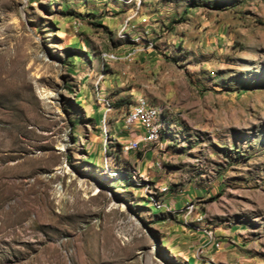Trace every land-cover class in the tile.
I'll return each instance as SVG.
<instances>
[{
	"label": "rangeland",
	"instance_id": "obj_1",
	"mask_svg": "<svg viewBox=\"0 0 264 264\" xmlns=\"http://www.w3.org/2000/svg\"><path fill=\"white\" fill-rule=\"evenodd\" d=\"M187 261L264 264V0H0V264Z\"/></svg>",
	"mask_w": 264,
	"mask_h": 264
},
{
	"label": "bare ground",
	"instance_id": "obj_2",
	"mask_svg": "<svg viewBox=\"0 0 264 264\" xmlns=\"http://www.w3.org/2000/svg\"><path fill=\"white\" fill-rule=\"evenodd\" d=\"M104 60H115L116 57L113 55H104ZM118 59V58H117ZM138 116L139 124L151 129L156 134H151V140L146 141L147 143H156L159 139V131L163 122L160 121L162 118V111L159 108L151 106L146 100L140 99L137 101L135 106L131 109V111L126 115L124 119V125L126 127H130V119L134 116ZM130 147V146H129ZM127 147V150L128 148ZM135 147L134 149H137Z\"/></svg>",
	"mask_w": 264,
	"mask_h": 264
},
{
	"label": "built area",
	"instance_id": "obj_3",
	"mask_svg": "<svg viewBox=\"0 0 264 264\" xmlns=\"http://www.w3.org/2000/svg\"><path fill=\"white\" fill-rule=\"evenodd\" d=\"M126 128L134 129L135 133H137L139 136L138 140L131 141V145L128 148V151L134 150L135 147H139L140 143L146 144V141L151 140V134H156L151 129L139 124V119L137 115L130 119V127Z\"/></svg>",
	"mask_w": 264,
	"mask_h": 264
},
{
	"label": "crops",
	"instance_id": "obj_4",
	"mask_svg": "<svg viewBox=\"0 0 264 264\" xmlns=\"http://www.w3.org/2000/svg\"><path fill=\"white\" fill-rule=\"evenodd\" d=\"M215 258H218V259H221V258H223L224 259V261H225V257H222V256H219V257H215ZM189 264H190V261H187Z\"/></svg>",
	"mask_w": 264,
	"mask_h": 264
},
{
	"label": "trees",
	"instance_id": "obj_5",
	"mask_svg": "<svg viewBox=\"0 0 264 264\" xmlns=\"http://www.w3.org/2000/svg\"><path fill=\"white\" fill-rule=\"evenodd\" d=\"M76 103L78 104V102L76 101Z\"/></svg>",
	"mask_w": 264,
	"mask_h": 264
}]
</instances>
